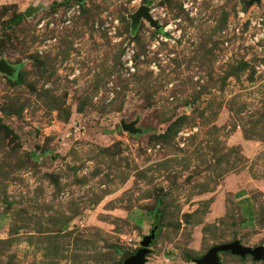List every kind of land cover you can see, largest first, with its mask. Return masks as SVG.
<instances>
[{"label":"rangeland","instance_id":"1","mask_svg":"<svg viewBox=\"0 0 264 264\" xmlns=\"http://www.w3.org/2000/svg\"><path fill=\"white\" fill-rule=\"evenodd\" d=\"M247 1L0 0V264H118L154 226L145 264L264 245V0ZM141 4L157 28L131 27Z\"/></svg>","mask_w":264,"mask_h":264},{"label":"water","instance_id":"2","mask_svg":"<svg viewBox=\"0 0 264 264\" xmlns=\"http://www.w3.org/2000/svg\"><path fill=\"white\" fill-rule=\"evenodd\" d=\"M80 1V0H75ZM258 2V0H248L247 5L252 2ZM30 8L24 10V15L30 14ZM130 25L133 27L140 18L145 19L153 28H157L156 22L150 15L149 8L146 5H139L137 9L129 15ZM13 67L9 65L4 59L0 58V73L5 75H11L13 72ZM120 128L128 132H136L138 129L134 127V122H120ZM156 227H151L148 234L144 235L141 240L140 247L137 248L132 254H121V260L118 264H144L145 254L148 253V246L150 245L152 239L154 238ZM264 246H247L242 245L237 239L230 242L218 243L211 245L207 251L201 255L199 258L193 259L196 264H218L217 252L229 251L231 254L244 256L249 254L252 256L253 260H264Z\"/></svg>","mask_w":264,"mask_h":264},{"label":"built area","instance_id":"3","mask_svg":"<svg viewBox=\"0 0 264 264\" xmlns=\"http://www.w3.org/2000/svg\"><path fill=\"white\" fill-rule=\"evenodd\" d=\"M164 31V30H163ZM159 40H165V38L160 34L158 35ZM158 39H156L154 42L157 43Z\"/></svg>","mask_w":264,"mask_h":264},{"label":"flooded vegetation","instance_id":"4","mask_svg":"<svg viewBox=\"0 0 264 264\" xmlns=\"http://www.w3.org/2000/svg\"><path fill=\"white\" fill-rule=\"evenodd\" d=\"M264 246V245H263ZM263 251H264V249H263ZM221 252H225V251H221ZM229 252V251H228ZM219 252H217V254H218ZM230 253V252H229ZM246 255H249V254H246ZM218 256V255H217ZM250 257H251V259H252V256L251 255H249ZM253 260V259H252ZM144 264H145V261H144ZM193 264H196L194 261H193ZM218 264H220V261H219V259H218Z\"/></svg>","mask_w":264,"mask_h":264}]
</instances>
